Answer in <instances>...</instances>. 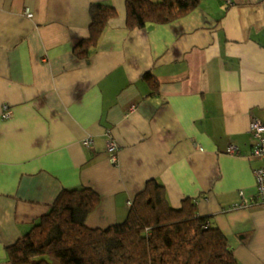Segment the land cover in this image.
<instances>
[{"label": "crops", "instance_id": "obj_1", "mask_svg": "<svg viewBox=\"0 0 264 264\" xmlns=\"http://www.w3.org/2000/svg\"><path fill=\"white\" fill-rule=\"evenodd\" d=\"M92 3L119 15L86 60L74 48L90 34ZM126 18V0H0V264L64 188L98 191L87 223L104 228L125 220L151 179L175 208L192 199L244 264H264V207L227 210L257 192L264 0H203L134 29Z\"/></svg>", "mask_w": 264, "mask_h": 264}, {"label": "trees", "instance_id": "obj_2", "mask_svg": "<svg viewBox=\"0 0 264 264\" xmlns=\"http://www.w3.org/2000/svg\"><path fill=\"white\" fill-rule=\"evenodd\" d=\"M202 1L126 0V25L134 29L169 23L192 13ZM90 15V34L74 48L86 60L119 11L112 4L92 3ZM145 78L158 92L160 82L153 72ZM100 203L101 195L92 187L64 188L50 211L7 247L4 264H244L222 229L199 215L192 199L173 207L155 179L137 194L123 221L89 226L88 217Z\"/></svg>", "mask_w": 264, "mask_h": 264}, {"label": "built area", "instance_id": "obj_3", "mask_svg": "<svg viewBox=\"0 0 264 264\" xmlns=\"http://www.w3.org/2000/svg\"><path fill=\"white\" fill-rule=\"evenodd\" d=\"M4 117H9L5 115ZM251 133L253 136V150L251 154V169L256 180L257 192L255 197L246 198L244 191H241L242 200L238 203L230 205L227 210L235 211L243 209L244 207L257 205H264V121L255 118L251 123ZM84 143L91 145L93 143L92 138H87ZM108 150L112 154V160L116 162L118 157L116 155L117 143L114 140L108 142ZM238 150V147L231 145L228 149V153H234ZM239 151V150H238ZM133 202V201H132ZM132 202L130 204H132Z\"/></svg>", "mask_w": 264, "mask_h": 264}, {"label": "rangeland", "instance_id": "obj_4", "mask_svg": "<svg viewBox=\"0 0 264 264\" xmlns=\"http://www.w3.org/2000/svg\"><path fill=\"white\" fill-rule=\"evenodd\" d=\"M262 206L264 207V205H261L260 207H262ZM240 234L243 235V233H240ZM240 234H236V235H235L237 240H240ZM248 236H249V235H248Z\"/></svg>", "mask_w": 264, "mask_h": 264}, {"label": "bare ground", "instance_id": "obj_5", "mask_svg": "<svg viewBox=\"0 0 264 264\" xmlns=\"http://www.w3.org/2000/svg\"><path fill=\"white\" fill-rule=\"evenodd\" d=\"M252 123V122H251ZM250 131H251V127H250ZM252 134V133H251ZM253 137V136H252ZM249 208L248 206L244 207L243 209Z\"/></svg>", "mask_w": 264, "mask_h": 264}, {"label": "clouds", "instance_id": "obj_6", "mask_svg": "<svg viewBox=\"0 0 264 264\" xmlns=\"http://www.w3.org/2000/svg\"><path fill=\"white\" fill-rule=\"evenodd\" d=\"M240 210V209H239Z\"/></svg>", "mask_w": 264, "mask_h": 264}]
</instances>
